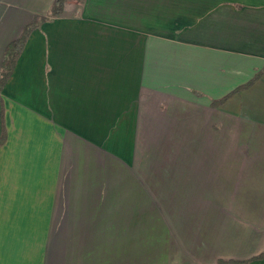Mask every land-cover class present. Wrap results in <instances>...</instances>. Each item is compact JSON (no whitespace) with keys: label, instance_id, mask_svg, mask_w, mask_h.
Returning a JSON list of instances; mask_svg holds the SVG:
<instances>
[{"label":"crops","instance_id":"1","mask_svg":"<svg viewBox=\"0 0 264 264\" xmlns=\"http://www.w3.org/2000/svg\"><path fill=\"white\" fill-rule=\"evenodd\" d=\"M53 0H0L6 45ZM264 0H65L0 92V264H264ZM230 261V262H224Z\"/></svg>","mask_w":264,"mask_h":264},{"label":"trees","instance_id":"2","mask_svg":"<svg viewBox=\"0 0 264 264\" xmlns=\"http://www.w3.org/2000/svg\"><path fill=\"white\" fill-rule=\"evenodd\" d=\"M83 1V0H79ZM65 0H53L47 15L48 16H42V15H35L32 17V19L22 28L21 33L19 34L18 37L15 39L11 40L5 47L3 58L1 61V68H0V92L2 90V87L6 81V79L9 77L15 61L17 57L19 56L30 32L37 27L41 22L46 20L48 17H53L57 16L61 13L63 5H64ZM264 69L261 71L257 72L255 76L246 84H243L242 86H239L226 94L225 96L214 100L212 103L214 105L220 104L221 102L225 101L229 96H231L233 93L236 91L243 89L245 87H248L251 83H253L255 80H257L260 75L262 74ZM4 140V129L2 128V132L0 135V145L2 144ZM223 261L217 262V264L222 263ZM224 262H230V261H224Z\"/></svg>","mask_w":264,"mask_h":264},{"label":"rangeland","instance_id":"3","mask_svg":"<svg viewBox=\"0 0 264 264\" xmlns=\"http://www.w3.org/2000/svg\"><path fill=\"white\" fill-rule=\"evenodd\" d=\"M47 12H48V11H47ZM47 12L45 13V15H44V16H48V15H47Z\"/></svg>","mask_w":264,"mask_h":264}]
</instances>
